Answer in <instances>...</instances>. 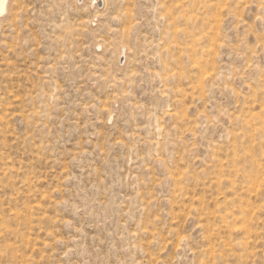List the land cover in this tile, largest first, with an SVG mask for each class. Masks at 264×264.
I'll list each match as a JSON object with an SVG mask.
<instances>
[{"label": "rangeland", "instance_id": "obj_1", "mask_svg": "<svg viewBox=\"0 0 264 264\" xmlns=\"http://www.w3.org/2000/svg\"><path fill=\"white\" fill-rule=\"evenodd\" d=\"M0 264H264V0H6Z\"/></svg>", "mask_w": 264, "mask_h": 264}, {"label": "bare ground", "instance_id": "obj_2", "mask_svg": "<svg viewBox=\"0 0 264 264\" xmlns=\"http://www.w3.org/2000/svg\"><path fill=\"white\" fill-rule=\"evenodd\" d=\"M6 0H0V12H2L3 11V9L5 8V2ZM6 9V8H5ZM3 13V12H2Z\"/></svg>", "mask_w": 264, "mask_h": 264}]
</instances>
